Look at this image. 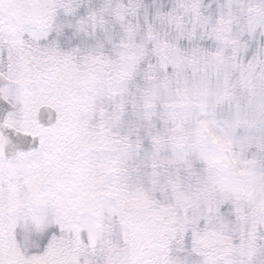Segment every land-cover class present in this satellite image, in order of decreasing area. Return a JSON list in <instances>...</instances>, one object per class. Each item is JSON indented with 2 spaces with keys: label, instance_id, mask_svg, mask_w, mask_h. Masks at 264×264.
Here are the masks:
<instances>
[{
  "label": "snow or ice",
  "instance_id": "snow-or-ice-1",
  "mask_svg": "<svg viewBox=\"0 0 264 264\" xmlns=\"http://www.w3.org/2000/svg\"><path fill=\"white\" fill-rule=\"evenodd\" d=\"M0 264H264V0H0Z\"/></svg>",
  "mask_w": 264,
  "mask_h": 264
}]
</instances>
